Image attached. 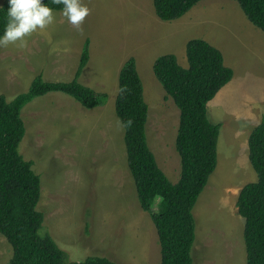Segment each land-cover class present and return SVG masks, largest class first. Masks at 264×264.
Masks as SVG:
<instances>
[{"label": "rangeland", "instance_id": "374dc122", "mask_svg": "<svg viewBox=\"0 0 264 264\" xmlns=\"http://www.w3.org/2000/svg\"><path fill=\"white\" fill-rule=\"evenodd\" d=\"M82 3L89 13L79 28L62 10H53V22L32 33L26 47H0V93L8 102L27 91L38 74L47 81L72 80L86 40L89 60L78 81L107 94L103 105L88 109L65 93L48 92L20 111L26 134L18 150L40 177L36 208L44 219L39 233L51 235L69 262L101 256L117 264H160L158 235L151 215L138 203L126 161L124 128L115 112L119 70L129 57L135 58L149 105L147 142L175 183L180 175L174 145L179 109L154 75V60L173 53L183 66L186 42L206 39L219 46L226 62L239 72L245 61H259L254 79L258 88L252 93L258 100L264 95V33L234 0H201L171 21L157 17L152 0ZM235 83L233 77L207 104L208 117L220 124V132L216 168L192 209L194 264H246L244 219L236 200L241 187L257 178L245 131L255 123L237 113L245 96L237 95ZM241 85L249 95L248 82ZM228 87L232 91L226 98ZM11 256V245L0 234V264H8Z\"/></svg>", "mask_w": 264, "mask_h": 264}, {"label": "trees", "instance_id": "16d2710c", "mask_svg": "<svg viewBox=\"0 0 264 264\" xmlns=\"http://www.w3.org/2000/svg\"><path fill=\"white\" fill-rule=\"evenodd\" d=\"M157 17L176 20L201 0H152ZM247 19L264 33V0H234ZM52 10L62 4L45 0ZM7 0L0 6V32L7 22ZM187 67L173 53L159 55L152 69L166 94L179 109L175 150L180 157L179 179L173 183L158 165L146 134L149 105L134 57L118 73L115 112L124 128L126 161L140 207L151 215L160 245V264H194L191 249L195 240L192 209L217 164L220 124L208 117L207 104L234 75L224 63L222 52L201 38L186 42ZM89 60L84 42L74 77L70 81H47L41 74L27 91L6 101L0 93V234L11 245L8 264H117L107 257L92 256L69 262L51 235H41L44 214L37 210L41 197L40 177L18 146L26 134L20 115L22 107L48 92H62L91 109L103 105L100 93L78 81ZM249 160L256 180L241 187L236 200L244 219L246 264H264V121L248 137Z\"/></svg>", "mask_w": 264, "mask_h": 264}, {"label": "clouds", "instance_id": "9594fccd", "mask_svg": "<svg viewBox=\"0 0 264 264\" xmlns=\"http://www.w3.org/2000/svg\"><path fill=\"white\" fill-rule=\"evenodd\" d=\"M53 3L62 4L61 14L78 28L89 13L82 0H53ZM7 5V22L0 32V47H26L32 33L43 30L54 20L53 10L45 0H7Z\"/></svg>", "mask_w": 264, "mask_h": 264}, {"label": "crops", "instance_id": "0c3cea01", "mask_svg": "<svg viewBox=\"0 0 264 264\" xmlns=\"http://www.w3.org/2000/svg\"><path fill=\"white\" fill-rule=\"evenodd\" d=\"M206 41H208V40H206ZM209 43L212 44L213 46H215L213 44V42H209ZM216 47L222 52V50L219 46L216 45ZM222 54H223V52H222ZM181 57L185 63V64H183V67H187V64H186L187 58H186L185 51L183 52V55ZM223 57H224V55H223ZM241 58L242 57H240V59L238 61H241ZM178 60H179V58H178ZM224 63L226 66L232 68V70L234 72L233 77H236L235 89L237 88L239 90L236 92L237 95L242 94L246 98L245 99L244 97L240 96L243 103H242V106L237 110V113L240 112L239 116L244 114L246 121H248V122L254 121V123H255L254 126H257L260 122L264 121V120H261L262 118H264V95L261 96L258 100L254 99V97L252 95L254 88H258V86L255 85L256 83H254V79H255L256 75H258L257 70L260 67L259 61L255 60V62L253 64H250V63L245 61L244 65H243V69L241 72H239L238 70H235L234 69L235 67L232 64H230L229 62L227 63L225 60V57H224ZM249 73H251L250 76H249ZM243 82H248L249 87H251L249 95H248L249 90L245 91L242 88L241 84ZM253 83H254V85H253ZM229 91H232V89L230 87H228V89H226V94H225L226 98H228L229 95L231 94V92H229ZM246 103L250 104V106H251L250 109L246 106ZM237 113H235V115H237ZM258 113H260L261 116H258ZM254 126H253V128H254ZM253 128H251V129H253ZM251 129L247 128L245 130L247 137H249L248 135H250ZM229 130L233 131V127L229 126ZM236 132L238 133L237 135L242 137V140H243L244 135L240 133V130H237ZM238 136H237V138H238Z\"/></svg>", "mask_w": 264, "mask_h": 264}]
</instances>
